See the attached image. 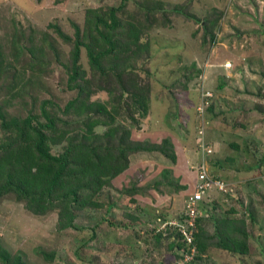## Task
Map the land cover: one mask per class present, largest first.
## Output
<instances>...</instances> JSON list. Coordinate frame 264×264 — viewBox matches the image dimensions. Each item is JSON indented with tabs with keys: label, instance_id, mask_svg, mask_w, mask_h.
I'll return each instance as SVG.
<instances>
[{
	"label": "trees",
	"instance_id": "obj_1",
	"mask_svg": "<svg viewBox=\"0 0 264 264\" xmlns=\"http://www.w3.org/2000/svg\"><path fill=\"white\" fill-rule=\"evenodd\" d=\"M7 9L0 4V202L13 201L36 216L54 213L63 232L84 230L77 221L91 217L93 210L106 207V213L112 214L110 207L118 203L110 197L101 198L106 188L119 190L122 198L126 196L133 203L137 196L151 197L152 191L165 196L190 190L189 200L197 179L182 183L171 169L162 170L144 186V171L129 176V183L121 189L113 181L130 170L131 158L136 155L159 154L177 163L169 138L160 143L134 140L133 130L141 129L150 112L151 32L172 28L178 18L197 21L193 0L179 4L120 0L99 5L86 11L83 24L71 23L73 34L50 24L58 37L37 25H25L10 7L8 16ZM222 18L223 12L215 10L200 24L204 44L216 42ZM191 66L193 72L185 73L184 83L201 72H195L196 63ZM183 88L186 92L188 85ZM207 109L212 111L214 105L208 104ZM200 151L199 146V163ZM259 162L264 165V155ZM213 191L225 195L212 188L197 204L198 254L185 264H203L201 260L210 249L223 250L234 258L251 254L248 226L258 218V211L251 205L245 208L250 213L246 217L231 208L228 213L232 217L219 220L208 215L207 203L213 200ZM186 213L185 203L179 216L156 213L155 227L148 230L154 234V248L160 249L161 257L169 253L173 258L170 264L184 261L189 251L178 226L191 219ZM125 218L140 222L131 211H125ZM132 222L124 228L140 238ZM252 229L257 230L253 225ZM90 230V240L81 241L75 251L80 259L88 252L87 245L95 241V231ZM144 244L151 242L145 240ZM42 257L54 264L56 254L42 252ZM0 264L28 262L22 254L4 248L0 240Z\"/></svg>",
	"mask_w": 264,
	"mask_h": 264
},
{
	"label": "rangeland",
	"instance_id": "obj_2",
	"mask_svg": "<svg viewBox=\"0 0 264 264\" xmlns=\"http://www.w3.org/2000/svg\"><path fill=\"white\" fill-rule=\"evenodd\" d=\"M162 1L179 4L185 0ZM117 2L120 0H0L8 8V16L10 7L25 25L47 29L54 37L58 36L50 24L73 34L71 23L83 24L88 9ZM215 10L223 12L216 42L204 44L200 24ZM192 13L202 22L178 18L172 28L151 32L150 112L141 129L133 130L134 140L160 143L169 138L177 163L159 154L136 155L131 158L130 170L113 184L121 189L129 183V176L144 171V186L165 169H171L182 183H192L196 177L192 166L198 165L197 151L204 140L214 152L206 162L209 173L219 175L228 186L225 195L213 191L214 201L207 203L208 215L221 220L231 216L228 210L235 208L249 217L245 208L253 205L258 218L252 223L257 230L248 226L250 255L234 258L223 250L210 249L201 262L264 264V165L259 162L264 155V0H193ZM194 63L195 72H201L184 83V75L193 72ZM203 95L207 102L201 112ZM210 103L214 105L212 111L207 109ZM150 194L135 197L133 203L126 196L122 198L119 190L106 188L101 198L110 197L118 203L110 207L112 214L106 213V207L93 210L91 217L77 221L84 230L63 232L58 229L56 214L36 216L20 204L4 200L0 202V240L13 254H22L28 264H50L42 252L55 253L54 264H91L88 258L95 264H170L173 258L169 253L161 257L160 249L154 248V234L148 230L155 227L156 213L179 216L190 190L175 195ZM125 211L133 212L140 222L126 219ZM130 222L140 238L124 228ZM90 229L95 231V241L87 245L90 248L80 259L75 251L81 241L90 240ZM145 240L151 244H144Z\"/></svg>",
	"mask_w": 264,
	"mask_h": 264
},
{
	"label": "built area",
	"instance_id": "obj_3",
	"mask_svg": "<svg viewBox=\"0 0 264 264\" xmlns=\"http://www.w3.org/2000/svg\"><path fill=\"white\" fill-rule=\"evenodd\" d=\"M205 102L207 101H205V97L203 95V99H202L203 108H200L201 112H204L205 110V107H204ZM199 145L201 148V151H200L201 161L199 163V160H198L197 167L192 166V169L194 170L197 176L195 191L193 195L190 197V199L185 202L186 210H187L186 214H188L191 217V219H189L187 223L183 225L178 224V226H180V231L185 241L188 244L189 251L185 255V260L179 262L178 264H185L187 262H190L193 260V257L198 254V248L195 244V233H196L195 219H196L197 204L202 200L206 191L212 190V188H216L221 191H227V187H228L225 182H223L222 180L215 179L209 173V169L207 167L208 165H206V162H207V157L211 155L213 152L211 147L207 145L204 140H202ZM171 224L172 225L176 224V222H172Z\"/></svg>",
	"mask_w": 264,
	"mask_h": 264
},
{
	"label": "crops",
	"instance_id": "obj_4",
	"mask_svg": "<svg viewBox=\"0 0 264 264\" xmlns=\"http://www.w3.org/2000/svg\"><path fill=\"white\" fill-rule=\"evenodd\" d=\"M194 178H195V177H194ZM194 180H195V179H193L192 181H194ZM211 201H213V200H211ZM209 212H210V211H209ZM206 255H207V254H206ZM206 255H205V256H206Z\"/></svg>",
	"mask_w": 264,
	"mask_h": 264
},
{
	"label": "clouds",
	"instance_id": "obj_5",
	"mask_svg": "<svg viewBox=\"0 0 264 264\" xmlns=\"http://www.w3.org/2000/svg\"><path fill=\"white\" fill-rule=\"evenodd\" d=\"M195 173V172H194ZM211 174V173H210ZM197 177V176H196ZM196 177H195V179H196ZM218 180H220V179H218ZM223 181V180H222Z\"/></svg>",
	"mask_w": 264,
	"mask_h": 264
}]
</instances>
